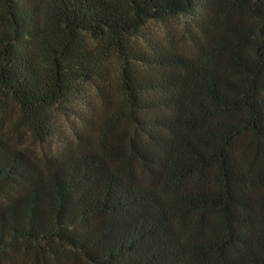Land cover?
I'll return each instance as SVG.
<instances>
[{"label":"trees","instance_id":"trees-1","mask_svg":"<svg viewBox=\"0 0 264 264\" xmlns=\"http://www.w3.org/2000/svg\"><path fill=\"white\" fill-rule=\"evenodd\" d=\"M10 102L0 264H264V0H0Z\"/></svg>","mask_w":264,"mask_h":264},{"label":"rangeland","instance_id":"rangeland-1","mask_svg":"<svg viewBox=\"0 0 264 264\" xmlns=\"http://www.w3.org/2000/svg\"><path fill=\"white\" fill-rule=\"evenodd\" d=\"M187 21V18L181 17L174 19L170 23H160V22H151L147 28V31L152 32L153 34L159 35L164 32L167 27L174 26L175 28H181L183 23ZM117 65H112L111 74L113 78L114 84L117 81ZM114 97H116L117 92L114 89ZM91 100L90 105L82 107L85 113L84 118H93L95 119L96 116L100 118L103 112V104L100 97H98L94 91L91 92ZM57 122L59 127L62 131L63 137L70 139L76 129H81L84 127V122L81 119L75 118L68 112V115H59ZM0 128L7 135L10 141L23 149H26L30 153L34 155H41V153L48 148L47 144L40 143L39 141L35 140L32 133L25 127H22L21 123H19V115L17 107L12 104L11 102L7 106V110L5 112L4 118L0 120ZM27 264H34L31 260H27Z\"/></svg>","mask_w":264,"mask_h":264}]
</instances>
